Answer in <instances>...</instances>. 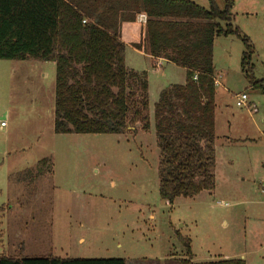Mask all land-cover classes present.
<instances>
[{
  "label": "rangeland",
  "instance_id": "obj_1",
  "mask_svg": "<svg viewBox=\"0 0 264 264\" xmlns=\"http://www.w3.org/2000/svg\"><path fill=\"white\" fill-rule=\"evenodd\" d=\"M229 1L252 46L250 77L264 81V0ZM243 51L236 37L214 41L215 189L173 204L158 193L153 107L163 89L184 84L183 68L161 61L149 75V132L57 135L54 64L0 60V256L264 264V94L242 72ZM132 52L125 64L137 72L145 62ZM240 94L246 105L236 107Z\"/></svg>",
  "mask_w": 264,
  "mask_h": 264
},
{
  "label": "trees",
  "instance_id": "obj_2",
  "mask_svg": "<svg viewBox=\"0 0 264 264\" xmlns=\"http://www.w3.org/2000/svg\"><path fill=\"white\" fill-rule=\"evenodd\" d=\"M232 3L202 8L187 0H0V60L55 66L57 135H122L150 131L148 79L125 66V45L185 70L183 85L163 89L153 107L161 200L192 199L215 189L213 47L218 37L244 46L241 69L250 77L252 46L231 22ZM144 15L145 23L137 17ZM155 62V63H156ZM155 65V64H154ZM155 67V66H154ZM43 159L38 165L49 164ZM27 175V174H26ZM190 254V240L176 235ZM0 264H126L123 259L7 258ZM180 264H245L242 259Z\"/></svg>",
  "mask_w": 264,
  "mask_h": 264
},
{
  "label": "crops",
  "instance_id": "obj_3",
  "mask_svg": "<svg viewBox=\"0 0 264 264\" xmlns=\"http://www.w3.org/2000/svg\"><path fill=\"white\" fill-rule=\"evenodd\" d=\"M233 5V4H232ZM234 6V5H233ZM128 49H132L129 45H125V63L127 64V58H126V55H127V51ZM134 54L138 55V57H141L143 59V61L145 62V64L142 66V61L137 59V63L135 64V66H141L139 67V69H137V73H141V72H145L147 74V79L149 78V75L152 74V73H157L159 68H161V61H158L157 64H159L160 66L158 68H155L154 64H155V60L150 56L148 55L147 53H144V52H138V51H135L134 49H132ZM133 54V55H134ZM134 57V56H133ZM168 63V62H166ZM125 64V66H126ZM168 64H171V63H168ZM173 65V64H172ZM128 70H130L128 67H126ZM131 71H134V69H131ZM136 72V71H134ZM184 73H185V70H184ZM3 121V120H2ZM7 124H6V127L4 129L7 128ZM2 129V130H4ZM1 130V131H2ZM203 194H201L200 196H202ZM199 196V197H200ZM241 259L243 260V258L241 257ZM245 264H246V261L244 260Z\"/></svg>",
  "mask_w": 264,
  "mask_h": 264
},
{
  "label": "built area",
  "instance_id": "obj_4",
  "mask_svg": "<svg viewBox=\"0 0 264 264\" xmlns=\"http://www.w3.org/2000/svg\"><path fill=\"white\" fill-rule=\"evenodd\" d=\"M137 21L139 23H143L144 24L145 21H146V17L144 15H139L137 17ZM157 62L155 63L156 68H158L160 66L159 64H157ZM246 100H247V96L245 94H240V95L236 96V103H235L236 104V107H243V106H245L246 105ZM5 127H6V123L4 121H0V131L2 129H4ZM218 205H220V204L218 203Z\"/></svg>",
  "mask_w": 264,
  "mask_h": 264
}]
</instances>
